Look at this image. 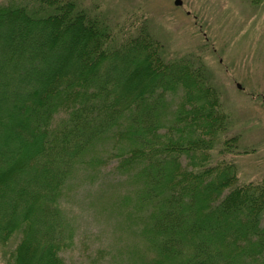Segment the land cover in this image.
<instances>
[{"label":"trees","instance_id":"trees-1","mask_svg":"<svg viewBox=\"0 0 264 264\" xmlns=\"http://www.w3.org/2000/svg\"><path fill=\"white\" fill-rule=\"evenodd\" d=\"M229 125L203 64L169 55L140 12L0 3V244L18 235L4 264H66L70 182L103 170L144 242L109 264H264V177L238 183Z\"/></svg>","mask_w":264,"mask_h":264},{"label":"rangeland","instance_id":"rangeland-1","mask_svg":"<svg viewBox=\"0 0 264 264\" xmlns=\"http://www.w3.org/2000/svg\"><path fill=\"white\" fill-rule=\"evenodd\" d=\"M77 1L87 9L101 11L112 22L140 12L169 55L188 54L200 61L229 114L226 136L239 137L238 151L225 157L234 161L238 183L264 177V2ZM70 186L66 208L75 235L73 245L63 253L66 264H88L97 250L106 254L102 264L131 261L144 242L128 227L116 205L125 185L103 170L93 180L89 173L78 171ZM17 236L0 244V264L5 263Z\"/></svg>","mask_w":264,"mask_h":264},{"label":"water","instance_id":"water-1","mask_svg":"<svg viewBox=\"0 0 264 264\" xmlns=\"http://www.w3.org/2000/svg\"><path fill=\"white\" fill-rule=\"evenodd\" d=\"M180 3V0H175V4H179Z\"/></svg>","mask_w":264,"mask_h":264}]
</instances>
